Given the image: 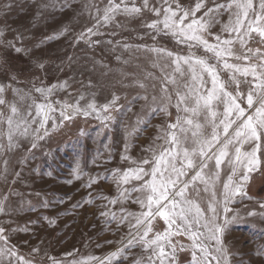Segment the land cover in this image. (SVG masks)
I'll use <instances>...</instances> for the list:
<instances>
[{"label":"rangeland","instance_id":"obj_1","mask_svg":"<svg viewBox=\"0 0 264 264\" xmlns=\"http://www.w3.org/2000/svg\"><path fill=\"white\" fill-rule=\"evenodd\" d=\"M197 2L202 7L185 23L228 0H176V3L169 0L172 9L177 4L182 9H195ZM8 3L11 8L4 7ZM112 3L118 4L120 0ZM125 3L128 7H141L143 0H125ZM253 3L258 10L259 0ZM161 5L162 0H149V9L132 15L118 10L114 20L105 24L102 17L109 0H0L3 33L0 98L5 101L0 104V204L4 209L0 212V228L4 229L0 234L3 237L0 250L15 253L0 256V264H143L148 253L139 243L128 244L129 222L135 223L133 217L147 211L135 202L138 198L145 199L146 193L133 189L140 188L150 176L141 180L132 178L125 184L123 174L137 167L150 171L153 164L142 161L152 160L154 152L159 155L163 147H168L169 133L178 134L181 149L193 147L191 139L184 141V134L169 128L177 123L178 117L181 124L186 118L201 123L206 136L212 130L203 113L192 117L183 111L184 104L177 109L175 89L179 87L180 92H186L183 85L192 81L188 65L181 62V75L173 63L176 57L193 53L201 57L212 54L206 53L202 46L190 48L189 44L194 42L178 43L171 34L156 33L146 27L163 19ZM152 7L161 8L159 17L150 10ZM219 11L220 22L210 31L228 38L222 27L228 23L229 13ZM158 27L162 28V24ZM205 35L210 43L215 42L212 36ZM252 37L247 46L264 50V45L258 43L259 37L255 33ZM16 48L21 51L17 52ZM154 48L165 49L173 56L152 51ZM234 51H241L239 44L234 45ZM228 60L241 67L253 62ZM209 63L216 65L220 80L235 95L236 85L230 79L233 70L224 69L222 63L217 65L214 58ZM235 75L241 81L239 91L244 94L238 103L247 110L246 93L250 84L244 81H251L252 77ZM166 76L175 77L176 85L169 83ZM203 76L205 88L211 89L210 78L206 73ZM162 87H167L171 100L161 91ZM205 88L200 89L201 94H206ZM186 103L193 106L191 99ZM88 104H94L96 111L88 109ZM37 105L45 106L39 114ZM69 105L89 114L75 113L72 119H64L61 111L65 115L74 112V107ZM105 105L108 111H104ZM12 106L16 107V114L12 113ZM49 106L55 111H50ZM213 109L219 119L224 104L213 101ZM45 114L47 120L42 128ZM248 114L246 111L245 117ZM239 123L237 120L229 132ZM261 144L259 171L250 174L244 188L246 195L234 197L235 202L228 205L232 211L227 216L237 218L222 235V248L227 251L213 253L219 264H264V208L260 207L264 203V139ZM252 147L253 142L245 143L241 151ZM180 159L177 158V167ZM209 170H215L214 160L204 171ZM219 171V180L208 191H203L205 186L197 182L199 194L193 193L191 187L188 192L206 216L210 215L207 206L212 192L215 191L218 201L223 198V184L231 175L227 159ZM194 174L195 169H188L181 179L190 180ZM112 200L117 202L112 204ZM217 207L221 212L217 222L223 223L222 205ZM151 227L150 239L158 232L163 233L167 225L155 217ZM171 240L177 246L174 264H192V241L185 235L172 236ZM204 243L210 251L215 247L214 241ZM180 245L185 250L179 251ZM166 251L170 249L166 247ZM112 253L118 255L112 257ZM209 262L217 264L211 256Z\"/></svg>","mask_w":264,"mask_h":264},{"label":"snow or ice","instance_id":"obj_2","mask_svg":"<svg viewBox=\"0 0 264 264\" xmlns=\"http://www.w3.org/2000/svg\"><path fill=\"white\" fill-rule=\"evenodd\" d=\"M176 3V0H172ZM5 8H11V3L5 4ZM149 0H143L141 7L133 5L128 7L125 0H120V3L113 4L109 0V6L103 11V21L105 24L114 20L115 13L118 10L124 14L132 15L139 14L142 9H149ZM163 19L153 21L145 26L153 29L156 33L165 32L171 34L177 39L178 43H190L189 47L202 46L206 53H211V57H201L196 54H190L186 57H176L173 63L176 64V72H181V62L188 65L191 72L192 83H185L183 87L187 89L186 92H180L179 87L175 89L177 99V109L184 104L183 111L190 113L192 117H198L201 113L204 114L205 121L211 125V134L204 135L201 131L203 125L192 118H186L181 124L180 118H177L176 124L169 125L171 129H178L179 133L184 134L183 139L187 141L191 139L193 147L180 148L181 139L176 132L169 133V139L166 140L168 147H163L159 153H153V159H145L143 164H153L149 170L143 167H137L125 172L122 176L123 183H128L132 178L141 180L144 176H150V180L145 181L140 188H134L133 191H142L146 193L145 199H137L142 208H147V211L134 216L135 223L129 222V236L128 244L132 245L134 242L139 243L145 252L148 253L143 264H174L177 252L176 244H173L171 237L185 235L192 241V264H210L209 257L219 264V258L214 255V252H221L223 249L222 235L228 226L236 220V215L231 218L227 216L232 211L228 205L235 202L234 197L246 195L244 188L250 181V174L259 171L261 165L262 144L264 139V50L257 47L252 49L247 46L248 40L254 39L252 33L259 37L258 43L264 45V0H259L258 10L254 7L253 0H228L227 3L216 4L213 8H208L203 16L200 18H193L188 23L189 16L195 17L196 11L202 7V3L197 2L195 9H182L177 4L176 9H172L169 0H162ZM235 8V11H232ZM220 9L229 13L228 23L223 25L222 31L228 33V38H222L220 35L211 33L210 29L219 23L218 16L221 14ZM159 17L161 15V8L152 7L150 9ZM99 11V8H97ZM251 13V17H250ZM162 24V28L158 25ZM91 33L92 29H88ZM212 36L214 43H210L206 35ZM233 34H235L233 36ZM83 35V34H82ZM3 33L0 32V37ZM11 45V42H9ZM239 44L241 51L238 53L234 51V45ZM14 47V45H11ZM20 52V48L15 49ZM160 53H166L168 57H172L173 53L167 52L165 49H152ZM214 58L218 64H223L224 69H232L233 75L230 78L236 85V94L227 90L225 82L219 78L216 65L210 64L209 59ZM228 58H233L237 61H253L251 64H246L241 67L237 64L229 63ZM197 68L199 73H197ZM206 73L210 78L211 89H206L203 74ZM235 73H239L242 77H252L251 81L245 79L244 82L250 84V88L246 93L247 110L240 106L238 100L243 93L239 91L241 81L236 79ZM181 75L183 73L181 72ZM165 79L176 85L175 77L166 76ZM140 87H144L140 84ZM205 88L206 94H201L200 89ZM39 92H44V89H37ZM51 92V89L47 90ZM162 92L166 94L167 99L171 100V95L168 94L167 87H162ZM0 92L3 88L0 87ZM147 99V97H144ZM155 99V97H153ZM191 99L193 106L189 107L186 101ZM213 101H220L224 104V111L221 118L217 119V112L213 109ZM5 101L0 98V104ZM114 103V101H113ZM78 104V102H77ZM44 105H37L38 113L43 110ZM67 107H74L72 114L65 115L61 111V116L64 119H72L75 113H83L87 116L89 112L81 109L78 106L69 105ZM88 109L93 112L96 111L94 104H88ZM50 111L55 109L50 108ZM161 111L164 109L161 108ZM13 114H16L15 106L11 107ZM104 111H108V105L104 106ZM246 111L249 114L245 117ZM31 115V113H29ZM107 119V117L105 118ZM47 120L45 114V121L41 123L40 127H44ZM239 120L240 123L229 132L233 124ZM9 128L12 125V119H8ZM184 125H188L185 128ZM27 129H25V132ZM191 136H188V133ZM45 129V135H47ZM43 138V137H41ZM12 135L9 133V146H11ZM253 142V147L249 151H241L245 143ZM35 147V145H33ZM180 167H177V158ZM198 157V160H194ZM126 159L127 157H122ZM227 159L228 166L231 168V175L228 176L227 181L223 184L222 200L216 199L215 191L212 192V199L207 206V213L201 209L198 203L189 197L188 192L191 190L196 195L199 194L200 189L196 187L197 182L203 184L205 187L203 191H208L209 186H214L215 182L219 180L221 165ZM215 162V170H209L205 173V169L209 168V162ZM188 169H195V174L190 180H183L182 177L187 175ZM239 173V175H238ZM236 177V181L233 180ZM95 181H93L94 183ZM90 186V185H89ZM127 191V190H125ZM123 196L124 193L121 192ZM107 199V197H103ZM117 201L112 200L110 203L115 204ZM217 205H222L223 223L217 221L221 217V212L218 211ZM264 208V203L260 204ZM3 206L0 204V212H3ZM106 213H102L105 215ZM132 215V214H129ZM253 215V213H249ZM115 219V213H112ZM155 217H160L164 220L167 228L163 233H156L153 238H149V233L152 232V220ZM122 220H127L128 217H122ZM143 226V227H142ZM136 231L133 232L132 230ZM4 232L0 228V234ZM0 238H3L0 235ZM204 241L215 242V247L210 251L209 245ZM166 247L170 251H166ZM185 250L183 245H180L179 251ZM197 252L200 255H197ZM15 255L9 250L5 253L0 250V256ZM118 253H112V257H116ZM96 259V258H93ZM110 259V258H106ZM103 264V262H102Z\"/></svg>","mask_w":264,"mask_h":264}]
</instances>
